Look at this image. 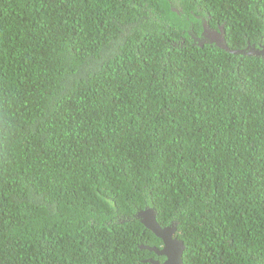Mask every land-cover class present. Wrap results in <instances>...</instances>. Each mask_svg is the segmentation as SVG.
Wrapping results in <instances>:
<instances>
[{"label":"trees","instance_id":"obj_1","mask_svg":"<svg viewBox=\"0 0 264 264\" xmlns=\"http://www.w3.org/2000/svg\"><path fill=\"white\" fill-rule=\"evenodd\" d=\"M248 42L264 0H0V264H151L147 207L184 264H264V56L230 49Z\"/></svg>","mask_w":264,"mask_h":264},{"label":"water","instance_id":"obj_2","mask_svg":"<svg viewBox=\"0 0 264 264\" xmlns=\"http://www.w3.org/2000/svg\"><path fill=\"white\" fill-rule=\"evenodd\" d=\"M222 34L219 30H213L206 26L204 28V39L203 41H215L220 44L222 47L228 49V46L223 42ZM233 52L239 54L245 50H232ZM264 56V48L261 50H256L257 55ZM157 211L149 207L146 210L140 211L137 213V216L140 217L144 225L152 230L155 235L160 237L163 240L164 247L161 251L156 250L159 255H164L166 260L161 264H184L183 261V252L186 247L183 245V242L176 236L177 224L172 223L170 225L161 226L157 221ZM143 247V246H141ZM151 249V247H147ZM160 264V263H158Z\"/></svg>","mask_w":264,"mask_h":264},{"label":"clouds","instance_id":"obj_3","mask_svg":"<svg viewBox=\"0 0 264 264\" xmlns=\"http://www.w3.org/2000/svg\"><path fill=\"white\" fill-rule=\"evenodd\" d=\"M237 24V23H236ZM234 25V27H233V29L231 30V32H232V34L233 35H236L237 34V32H247V30H246V28L244 27V26H242V25ZM206 26H207V24H206ZM207 27H209V26H207ZM204 28H205V22H204ZM210 28V27H209ZM219 31L221 32V33H225V29H224V27H223V24L222 25H220V28H219ZM221 35V34H220ZM195 37V39L199 42V43H201V45H203V44H205V43H211V42H215V41H203L202 39H204L205 37H204V30H203V32H202V34L201 35H195L194 36ZM222 38H223V40H222V42L221 43H225L226 44V40H225V38L222 36ZM227 45V44H226ZM264 48V43H263V45H262V48L261 47H259V48H256V47H254L253 45H246V46H244V47H240V48H236V49H233V48H230L231 50H248V49H252L248 54H251V55H257L256 54V50H259L260 52H261V50ZM262 56V55H261ZM42 192L43 191H41L40 193H38L37 195H35L33 198H31L30 199V202H29V207H30V209H35V208H37L39 205H45L47 202H49V200H48V197H45V198H42L41 197V194H42ZM147 208H149V207H147ZM143 210H146V209H141V210H139L138 212H140V211H143ZM156 211V210H155ZM137 212V213H138ZM137 213H136V217H138L137 216ZM140 218V217H139ZM162 226V225H161ZM152 231V230H151ZM160 238V237H159ZM141 246H143V247H141ZM149 245H147V244H140V248L141 249H148L147 247H148ZM147 258H145V259H143V262L144 263H146V262H148L147 260H146ZM164 262V261H163ZM162 262V263H163Z\"/></svg>","mask_w":264,"mask_h":264},{"label":"flooded vegetation","instance_id":"obj_4","mask_svg":"<svg viewBox=\"0 0 264 264\" xmlns=\"http://www.w3.org/2000/svg\"><path fill=\"white\" fill-rule=\"evenodd\" d=\"M247 45H253L256 48H259L263 45V43L248 42ZM261 55H262V53H261ZM172 223H175V222H171V224ZM148 247H151V249H149V248L148 249L151 250V252H153V254L149 255V257H147V259H146L149 263H151V264L160 263L161 264L164 260H166V257L164 255H159V253L156 252V250L161 251L163 249L164 243H163V247H158L156 244L149 245Z\"/></svg>","mask_w":264,"mask_h":264}]
</instances>
